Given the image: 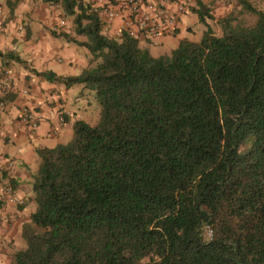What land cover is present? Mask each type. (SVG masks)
Returning a JSON list of instances; mask_svg holds the SVG:
<instances>
[{"label": "trees", "instance_id": "16d2710c", "mask_svg": "<svg viewBox=\"0 0 264 264\" xmlns=\"http://www.w3.org/2000/svg\"><path fill=\"white\" fill-rule=\"evenodd\" d=\"M42 1L90 57L75 74L32 72L92 89L99 113L35 148V207L9 264H264V8L234 0L253 19L216 17V33L194 0L199 39L152 55L88 0Z\"/></svg>", "mask_w": 264, "mask_h": 264}, {"label": "crops", "instance_id": "0c3cea01", "mask_svg": "<svg viewBox=\"0 0 264 264\" xmlns=\"http://www.w3.org/2000/svg\"><path fill=\"white\" fill-rule=\"evenodd\" d=\"M18 1L0 0V51H11L24 61L14 58L7 60L0 56V264H9L12 251L22 246L21 227L29 221L35 207L30 184L31 173L38 160L35 148L65 141L72 121L81 118L87 103L79 102L80 97L84 96L81 84L78 89L71 90L72 84L65 86L61 82L46 80L31 70L50 69L56 75H69L79 72L86 65L88 50L60 34L66 32L74 35L71 21L68 23L58 10L52 11L51 18L56 22L63 17L65 24L51 29L44 19L50 18L48 13L41 11L46 7L41 3L44 1L36 0L40 2L37 9L26 2L19 1L21 4H18ZM202 1L214 15L220 12L224 0ZM50 5L57 6L53 3ZM192 5L194 0H189L185 7L191 9ZM185 20L184 10L171 32L157 36L158 42L168 43L178 33L190 30L183 23ZM105 25L109 33H117L121 19L106 20ZM150 38L139 39L138 44L150 41ZM22 104L31 106L38 114L34 130H29L18 119ZM59 116H62V120H59ZM8 160L12 161L9 167L6 166ZM5 183L22 198L21 204L6 198L2 191Z\"/></svg>", "mask_w": 264, "mask_h": 264}, {"label": "built area", "instance_id": "2783aa9c", "mask_svg": "<svg viewBox=\"0 0 264 264\" xmlns=\"http://www.w3.org/2000/svg\"><path fill=\"white\" fill-rule=\"evenodd\" d=\"M89 8L97 13L102 19H121V27L129 35L139 39L159 36L171 32L178 16L184 12L186 0H88ZM65 24L63 17L51 24V29H57ZM118 29V30H119ZM18 119L34 130L37 127L38 114L27 105L22 104L19 108ZM62 120V116H59ZM12 161L8 160L6 166H11ZM2 191L7 199L16 204L23 202L22 198L12 191L5 183ZM203 236L209 237L212 229L209 224L203 226Z\"/></svg>", "mask_w": 264, "mask_h": 264}, {"label": "rangeland", "instance_id": "374dc122", "mask_svg": "<svg viewBox=\"0 0 264 264\" xmlns=\"http://www.w3.org/2000/svg\"><path fill=\"white\" fill-rule=\"evenodd\" d=\"M20 2H26L28 4H32V6L37 9L39 8V1L36 0H19ZM18 4H21L19 3ZM189 0L186 1V6H187V2ZM253 4H255L256 6L262 7L264 8V0H250ZM42 4H44L46 7L41 9V11H46L48 13V16L50 18H44L48 23L47 26L51 24H53L55 21L53 20L54 18H51V12L53 11L56 12L57 10L59 11V15H63L67 20L68 23H70L71 18L69 16H66L62 13L61 8L59 5L55 6V5H50V3L47 2H41ZM52 4V3H51ZM54 4V3H53ZM211 13V12H210ZM224 15H236L238 17H240L241 19H243L244 21H250L253 19L252 16L248 15V13H246V11H244L238 4L236 1L234 0H224L221 4V10L220 12L216 13L213 15V17L217 16H224ZM185 16H186V20L183 22L184 24H186L190 30H185L184 32L178 33V35L174 36L171 38V40L168 43H164L161 44L158 42L157 40V36H153L150 38V41L147 42H139V46L146 48L152 55H158V54H162V53H168L170 51V49L172 47H174L177 43V41L182 38H188L191 40H198L199 37L201 36L202 30L205 28V25L200 22L197 18V14L191 10L188 9V7H185ZM23 19V18H22ZM20 22L23 20H19ZM208 23L211 25V27L213 28V30L218 33L219 32V25L218 23L215 21V19H207ZM88 58L90 57V54L88 52ZM87 58V59H88ZM96 60H99V58H97ZM63 62V61H62ZM80 87V84L78 83H74L71 85V90L73 89H78ZM82 89V93H83V98L80 97V101L83 102H87L85 103V109L83 111V113L81 114V118H83L85 121H87L90 124H94L97 121L98 118V113H99V104L97 102V100L95 99L94 93L92 91V89H88V88H81ZM71 128L70 131L68 132V134L66 135V137L64 138V140H68L71 136ZM22 246H24V239L22 237H20ZM21 246V247H22ZM16 249V248H15Z\"/></svg>", "mask_w": 264, "mask_h": 264}]
</instances>
